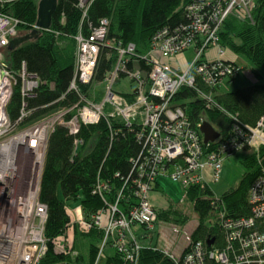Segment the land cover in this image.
<instances>
[{
	"label": "built area",
	"instance_id": "1",
	"mask_svg": "<svg viewBox=\"0 0 264 264\" xmlns=\"http://www.w3.org/2000/svg\"><path fill=\"white\" fill-rule=\"evenodd\" d=\"M14 1L18 0H0V3ZM255 1L186 0L182 8L188 21L158 29L145 54H139L133 42L109 38L108 17L100 18L96 24L89 23L86 32L82 22L87 20L94 0L76 1L81 22L74 36V75L67 92L55 102L67 99L68 93L75 99L39 119H30L38 108L29 107L28 99L36 97L37 88L44 82L27 70L25 62L17 72L5 63L10 51L7 47L13 38L21 36L23 22L0 11V264H37L47 250L44 225L48 215L47 205L40 200L41 172L49 135L58 126L77 135L83 124H96L102 118L116 116L123 120L125 127L135 130L142 146L131 160L136 176L128 199L133 197L135 204L128 209L122 207L120 200L126 198L122 190L114 205L106 202L108 207L92 214L90 220L81 214V207L74 210L73 221L88 231L105 228L103 214L108 216L111 225L106 227L105 234L112 236L120 264L138 263L143 249L137 243L139 235L148 233L157 224V212L149 193L159 177L167 176L183 188L209 185L208 177L214 181L220 178L222 163L228 154L246 145H264V137L260 135L264 130L263 116L254 127L246 126L247 130L234 125L228 136H220L213 142L215 149L205 152L199 130L201 123L193 124L185 110L172 103L181 87L197 85L198 76L211 88L220 86L226 77L238 76L242 68L222 59L224 50L218 45V37L229 15L251 18ZM35 29L40 28L36 24L29 28L30 32ZM192 46L194 56L183 69L161 60L181 55ZM211 46H218L214 60L207 59L206 55ZM105 47L115 52V62L104 80L96 81V64ZM142 60L150 66L149 70L138 65ZM122 79L129 82L128 91L116 89L114 84ZM16 87L22 102L18 115L11 118L7 110ZM199 94L207 101L213 99L211 92L199 91ZM74 140L76 147L82 142L78 138ZM129 178L130 175L124 185ZM106 188V184L98 181L93 192L101 193ZM248 195L251 215L225 218L222 222L225 247L207 248L201 241L192 242L187 234L188 247L178 260L174 259L175 264H264V229L255 227L257 220L264 222V169L253 181ZM131 229L132 237L128 235ZM59 239V246H64ZM102 254L98 252L95 264Z\"/></svg>",
	"mask_w": 264,
	"mask_h": 264
},
{
	"label": "trees",
	"instance_id": "2",
	"mask_svg": "<svg viewBox=\"0 0 264 264\" xmlns=\"http://www.w3.org/2000/svg\"><path fill=\"white\" fill-rule=\"evenodd\" d=\"M40 0H18L1 4L0 11L20 19L21 35L30 32L36 24ZM78 0H58L57 10L52 17L49 30H43L37 38L29 39L8 51L6 65L17 72L25 62L29 72L42 80L36 97L28 99L31 108H38L30 119H36L67 105L75 99L68 93L67 99H60L67 92L74 75L77 34L81 22ZM186 0H94L83 23L87 32L89 23L96 24L102 17L110 19L109 38L121 42H133L139 54H145L151 46L153 35L164 26H175L188 21L182 8ZM251 18L239 19L229 16L221 26V44L246 59L254 71L256 82L234 91H220L211 88L197 77L195 87L183 86L173 96L172 103L181 106L193 124L209 121L224 138L230 134L234 125L243 130L254 127L264 116V0H256ZM68 42V43H67ZM67 45H66V44ZM96 68V81H103L111 70L116 54L109 48L99 53ZM239 67L242 60H227ZM145 70L150 66L139 61ZM236 77V76H235ZM235 77H231L234 79ZM199 91L213 94L212 101L203 99ZM128 96V95H126ZM19 87H16L8 106V113L15 118L22 102ZM47 105L45 107H40ZM49 105V106H48ZM119 117L102 118L96 124H83L77 135L70 134L66 128L58 126L49 135L41 179L40 200L47 205L45 235L47 250L37 264H95L103 231L90 229L84 235L88 239V254L74 255L75 246L58 240L66 236L72 226L76 232L78 224L69 214L68 201H79L82 215L90 220L92 214L106 207V202H114L122 191L125 200H120L123 208L135 204L131 192L132 179L136 176L132 158L139 154L142 146L136 139L133 128L125 127ZM82 142L76 147L75 140ZM215 143L204 144L205 152L215 149ZM245 149H250L245 146ZM259 156L250 157L243 163L244 172L236 188L213 197L209 188L200 185L189 187L192 208L197 216V224L189 233L192 242L201 241L207 248H222L226 245V232L222 222L225 218L239 219L251 215L249 190L253 181L264 169V145L259 147ZM129 182L125 179L128 178ZM98 181L107 185L101 193L93 192ZM157 188V181L153 189ZM133 196V194H131ZM127 205V206H126ZM170 210L157 215H175ZM159 216L157 222L159 220ZM176 220V218L174 219ZM181 223V220H176ZM263 220L256 221L257 229H264ZM95 239V240H94ZM75 244V242H74ZM73 245V246H72ZM188 246H186L187 249ZM185 249V250H186ZM120 264L117 250L99 259L97 264ZM137 264H175L168 256L155 247L143 248Z\"/></svg>",
	"mask_w": 264,
	"mask_h": 264
},
{
	"label": "rangeland",
	"instance_id": "3",
	"mask_svg": "<svg viewBox=\"0 0 264 264\" xmlns=\"http://www.w3.org/2000/svg\"><path fill=\"white\" fill-rule=\"evenodd\" d=\"M229 16H234V13ZM218 45L224 50V55L222 59L226 60L227 58L229 60H242L240 62L242 63L240 64V68L242 69L240 70L238 76H236L234 79H231V77H226L220 87V91H233L235 89L242 88L247 85L249 86L250 84L257 81L254 75V71L251 68L252 66L249 64L250 62L248 58L246 59L241 54L231 49L225 48L221 44V42L218 43ZM194 51L195 49L192 46L188 49L183 50V53L181 55H177L173 58L171 57L168 59L161 58V60L170 65H179L180 68L183 69L187 66V63L194 56ZM217 52L218 46H211L210 48H208L206 52L207 59H216ZM114 85L119 91H128L130 89L129 82L125 79H122L119 83ZM260 135L264 137V130H261ZM259 147L254 146L250 147V149H245L243 147L242 149L235 150L230 155L228 154L224 159V162L222 163L223 169L220 178L217 181H214L210 180V178L208 177L209 185L206 184L200 187L209 188L213 194V197H220L224 192L236 188L240 183L242 173L244 172V166L242 162H244L250 157L257 158L259 156L258 151H260ZM158 180L160 183L159 192L153 191L154 189L151 188L152 190H150L149 193V200L152 204V192L159 196L158 200H160V203L153 204L155 208L154 210H156L158 214L163 211H169L170 213V210L171 213H176H174L175 215H162V219L159 215H157V219L159 216V220L155 225V228H150V231L148 233H141L139 235L140 238H138L137 243H139L140 246H143V248L155 247L156 250H159L163 253V255L168 256L174 262V259L178 260L179 257L184 253V250L187 246L186 236L187 234L191 233L192 228L195 226V224H197V216L192 208L191 199L188 198L189 188H183V186L179 182L173 181L167 176L159 177ZM78 202L79 201L70 200L66 203L68 204V209L70 212L69 214H71L72 220L75 219L74 210L78 207ZM107 203H112L111 205H114L116 201ZM106 207H108V205H106ZM103 215V222L105 228H101V231H103V237L101 238V241L97 244L99 245L98 252L101 251L103 253L102 257L107 254L109 255L110 253H113L117 250L115 246H113V241L110 239L112 236L105 234L106 227L110 226L111 224L109 223L110 220L108 221V216H106V214ZM175 218L176 220L180 219L181 223L174 220ZM132 231V229L128 231V235L130 237H132L134 234ZM88 232L90 231L85 230L80 226H78V230L76 232V230L71 226L67 230L66 236L61 235V240L64 243H73V245L75 246V250L73 252L74 255H77L78 253H84V255H87L88 239H91V237L84 235V233L87 234ZM135 237H138V235L135 234Z\"/></svg>",
	"mask_w": 264,
	"mask_h": 264
},
{
	"label": "water",
	"instance_id": "4",
	"mask_svg": "<svg viewBox=\"0 0 264 264\" xmlns=\"http://www.w3.org/2000/svg\"><path fill=\"white\" fill-rule=\"evenodd\" d=\"M58 0H40L38 4V14L37 15V22L36 25L40 29H35L32 32L26 34L17 36L16 38H13L9 45L8 49L12 50L14 47L20 45L21 43L37 38V35L41 33V29H48L50 28V24L52 23V17L53 14H55L57 10ZM199 130L201 134L203 135V142L204 144L213 143L217 138L220 137L221 133L218 131L212 123H209V121H203L201 122L199 126Z\"/></svg>",
	"mask_w": 264,
	"mask_h": 264
},
{
	"label": "crops",
	"instance_id": "5",
	"mask_svg": "<svg viewBox=\"0 0 264 264\" xmlns=\"http://www.w3.org/2000/svg\"><path fill=\"white\" fill-rule=\"evenodd\" d=\"M226 60H229V59H227L226 58ZM222 85V84H221ZM221 85L220 86H218V90H220V87H221ZM223 92H226L225 90H222ZM232 91V90H231ZM234 91V90H233ZM159 187H160V183H159V180H157V188H154V190L153 191H157V192H159ZM159 199V196H157L156 194H154L153 192H152V195H151V200L153 201V204H155V203H160V200H158Z\"/></svg>",
	"mask_w": 264,
	"mask_h": 264
}]
</instances>
